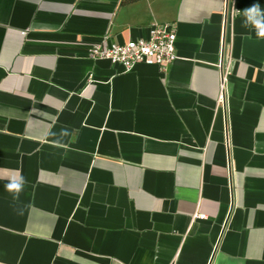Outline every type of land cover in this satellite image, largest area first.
<instances>
[{
  "label": "crops",
  "instance_id": "1",
  "mask_svg": "<svg viewBox=\"0 0 264 264\" xmlns=\"http://www.w3.org/2000/svg\"><path fill=\"white\" fill-rule=\"evenodd\" d=\"M254 3L0 0V264H264V40L241 27ZM154 24L176 33L167 70L90 58Z\"/></svg>",
  "mask_w": 264,
  "mask_h": 264
},
{
  "label": "built area",
  "instance_id": "2",
  "mask_svg": "<svg viewBox=\"0 0 264 264\" xmlns=\"http://www.w3.org/2000/svg\"><path fill=\"white\" fill-rule=\"evenodd\" d=\"M231 0H227V3ZM235 16V10L231 17ZM92 60L108 61L114 66H122L125 73L133 71L139 65L155 66L167 70L179 60L176 51V33L172 24H154L147 39L130 41L126 44L110 43L104 39L90 49ZM220 72L219 107L228 105L229 80L233 74V60L226 51L224 43L222 59L218 66ZM205 219V216H200Z\"/></svg>",
  "mask_w": 264,
  "mask_h": 264
},
{
  "label": "clouds",
  "instance_id": "3",
  "mask_svg": "<svg viewBox=\"0 0 264 264\" xmlns=\"http://www.w3.org/2000/svg\"><path fill=\"white\" fill-rule=\"evenodd\" d=\"M242 15L241 27L254 31L257 39L264 40V9L261 8L260 4L254 3L250 7H247L243 10ZM51 135L55 136L56 134L52 133ZM62 135H66V133ZM55 143L59 145L60 140L57 139ZM26 183L25 177L17 172L8 178L4 188L12 195L13 200H19V196Z\"/></svg>",
  "mask_w": 264,
  "mask_h": 264
}]
</instances>
